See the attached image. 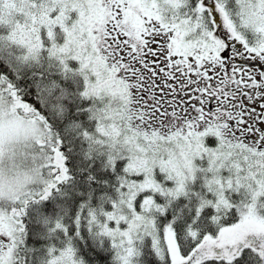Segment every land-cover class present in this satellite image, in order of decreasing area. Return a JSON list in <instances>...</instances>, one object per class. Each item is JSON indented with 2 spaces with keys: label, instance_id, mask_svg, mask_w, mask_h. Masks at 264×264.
I'll return each instance as SVG.
<instances>
[{
  "label": "snow or ice",
  "instance_id": "1",
  "mask_svg": "<svg viewBox=\"0 0 264 264\" xmlns=\"http://www.w3.org/2000/svg\"><path fill=\"white\" fill-rule=\"evenodd\" d=\"M0 264H264V0H0Z\"/></svg>",
  "mask_w": 264,
  "mask_h": 264
}]
</instances>
